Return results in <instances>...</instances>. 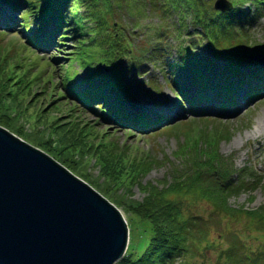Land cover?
<instances>
[{
  "label": "trees",
  "instance_id": "trees-1",
  "mask_svg": "<svg viewBox=\"0 0 264 264\" xmlns=\"http://www.w3.org/2000/svg\"><path fill=\"white\" fill-rule=\"evenodd\" d=\"M213 1L5 0L8 6L22 5L18 26L24 31L31 24L39 29L46 22V16H54L51 38L57 34V46H64L66 40L72 42V49L63 59L66 63L57 62L59 57L52 58L61 69L58 98L73 104L71 112H92L96 119L91 125H80L78 119L62 123L61 117L54 116L49 123L53 130L39 129L43 137L13 128L11 121L6 122L5 118H14L15 115L10 117L8 113L13 105L22 101H17L16 96L28 90L31 81L26 77L33 69L19 76L18 62L7 79L0 75V124L49 154L45 143L50 140L45 137L51 139L57 135L54 149H66V155H82L74 164L82 163L87 156L93 157L98 176L88 177L89 182L116 206L149 222L151 233L143 251L137 257L127 253L114 264H195L194 257L205 256L208 250L216 251L213 264H264V204L249 209L228 203L230 196L242 190L252 192L262 177L249 165L236 168L231 156L219 152L221 140L230 137L226 127L212 129L206 124L209 118L205 114L166 124L162 130L175 136L182 134V139L171 156L161 159L154 158L150 151L142 150L137 154L135 144L118 143L105 136L106 132L99 141L88 139L89 135L98 139L93 125L101 122L120 124L129 134H132L129 128L140 131L150 128L152 121L145 113L126 110L122 93L128 78L140 87L155 90L158 76L153 70L161 73L168 86L177 89L182 101L185 97L188 99V95L178 78L188 72L196 86L191 103L210 99L208 93L212 92L225 100H233L231 95L236 90V82L247 83L250 95L260 91L263 80L258 71L254 72L251 67L245 70L243 65L254 64L252 56L264 51L260 50L261 45L251 44L249 35V24L259 16L264 0H232L233 9L227 12L215 10ZM245 5L247 9L243 8ZM3 35L0 31V42ZM219 59L223 60V65L219 64ZM45 64L52 67L51 59ZM3 69L0 63V71ZM79 69H85L86 75L78 77ZM43 72L45 74L46 70ZM40 73L32 76L38 84L43 80L39 81ZM54 73L55 68L44 80V91ZM14 79L17 81L9 84ZM15 83L24 85L20 91L12 93L10 89ZM218 102L223 104L222 99ZM37 117L44 121L42 116ZM198 120L203 122L199 124ZM60 161L65 162L63 158ZM164 164H167V172L162 181L157 184L140 181L152 167ZM81 175L87 177L84 172ZM134 185L143 196L127 205L123 194L108 191L112 186L116 192L122 188L128 191ZM196 201L210 207L209 217L184 212L186 205ZM215 228H219L218 236L210 240Z\"/></svg>",
  "mask_w": 264,
  "mask_h": 264
},
{
  "label": "rangeland",
  "instance_id": "rangeland-1",
  "mask_svg": "<svg viewBox=\"0 0 264 264\" xmlns=\"http://www.w3.org/2000/svg\"><path fill=\"white\" fill-rule=\"evenodd\" d=\"M0 3L3 6L1 9L3 13L1 12L0 16H7L12 20L0 25V31L4 33L0 42V63L4 68L3 71H0V75L3 76L2 79H7V75L11 72L15 63L19 62L21 66L16 69L19 76H22L24 73H28L27 70L29 68H33L29 71L28 76L26 77L31 81L30 84H28V88H26L28 90L20 91L19 88L24 85L21 83H15L11 86L10 90L12 93L17 92L18 90L20 91L16 97H18L17 101H22L19 105L12 106L9 111L10 114L8 113V115L10 117H12V115L15 116L14 118H10L11 120L7 119V116L5 118L6 122L11 121L13 128L22 129L25 134L32 133V135H35L36 137H43L42 132H38L39 129L47 127L49 130H53V125H49V123L52 121L54 116L61 117L60 122L62 123H66V121L71 118L78 119L80 125L83 123H88L89 125L95 123L94 121L96 119V115L94 113L84 112L81 110L71 112L70 108L73 104L65 98H58V73L61 69H59L60 64L57 62L64 61L63 59L67 57L68 52L72 49V42L70 40H66L64 46H57L55 39H53L50 41L51 43L48 49H41L31 40L27 41L31 34L36 36L37 39H40L39 34L41 32H34V34L31 33V30L33 29L32 27L25 29L24 32L22 29L18 30V17L22 12V5H17V3L14 4V7L7 8L5 2L0 0ZM243 8L247 9V5L243 6ZM48 17L47 19L50 23L47 22L48 24L46 25L53 27L54 17L52 15ZM249 35L252 45H261V47L264 48V5H262L260 16L255 17V19L249 24ZM23 44L28 46V49H26ZM200 50L203 51L204 47H201ZM53 56L54 58L59 57V59L57 62L55 59H52V67H50V65L45 64L44 59H49ZM53 62H55V64ZM218 62L219 64H223L222 60H218ZM64 63L66 62L64 61ZM250 67L254 70H260L259 67L255 66V64L250 65ZM53 68H55V73L51 76V82H49V86L45 92L43 90V83L46 78H49V74ZM44 69L47 72H45V74L44 72L42 73ZM244 69H247L246 65H244ZM7 70H9V72ZM86 72L87 71L85 69H80L78 70L77 76H85ZM260 72L262 73L264 70H260ZM38 73L42 76L39 80L41 81L43 79L40 82L42 84L36 83V80L32 77ZM153 73L158 75V77L155 78V90L157 89L159 91L150 92L152 95H149L128 78L129 83L126 92L128 98H134L137 101V106L139 105L143 110H145L142 112L152 119L158 112L170 115L173 114V116H170L171 119H169V121L172 120V122H170L172 124L182 120H189L192 117V114L203 112L207 114L205 117L209 118L206 121V124L212 127V129L214 126L218 127L223 125L226 127L230 133V137L229 139L221 140L218 147L219 152L225 156H231L236 168L249 165L262 177L261 182L257 186H254L255 188L252 192L242 190L239 193L230 196L228 203L234 207L243 206L244 208L249 209L264 204V119L259 118L264 110V89L257 97H250L248 92V101L237 106V109L230 110L233 106L236 107L237 98L243 97L244 94V96H246V93L244 92L246 90L241 91L240 88L248 89L246 84H237L236 82L237 90L231 95L232 97L234 96V100L225 103L222 109H215L211 107L212 104H215L219 98L218 95L215 96L213 92L208 93V97L212 98L208 99L207 102H199L198 104L187 103L184 105V109H182L179 105L181 96L178 95L177 89L168 86L163 81L162 75L158 70H153ZM140 79L144 78L141 77ZM178 79L181 87L187 91V95H189L188 97H191V95L196 92V87L191 81L188 72L180 75ZM13 81L15 82L17 79L12 81L10 80L9 84H12ZM157 102L159 103L158 105ZM47 103H50L49 106H46ZM142 104H145L146 108L145 106H142ZM135 108L136 107H130L129 110L135 111ZM37 115L42 116L44 121H40V118H38ZM259 120H262L263 124L258 127ZM202 122L203 120L197 121L199 124ZM164 126V123L160 122L155 131H153V127H150L149 129L143 130L139 134V132H134V130L130 129L132 130V134H129L122 130V126H113L109 123L101 122L100 124L93 125L94 132H96L94 134H96L98 139L93 138L92 135H89L88 139L94 142L99 141V137L103 136L106 132L108 134H105V136L115 139L118 143L132 142L135 144L138 148L137 154H140L142 150L150 151L154 158L161 159L164 156H171V152L177 148V142L182 139V134L175 136L172 133L162 130ZM56 136L57 135H54V138L51 139H49V136L45 137L47 141L50 140L49 143H45L49 146L47 148L50 152L56 154V156L60 159L63 158L65 163L70 167L73 166L72 169L77 170L76 172L80 175L81 172L86 173L87 177H83L81 175L86 180H88V177L96 178L98 176V167L93 164L94 158L87 156L82 160V163L74 164V161L78 162L80 160V156L82 157V155L78 154L79 156H71V153L66 155L64 154L66 149L63 151H59L60 149L57 147L54 149V139ZM83 164L86 165L83 166ZM166 172L167 164L152 167L147 174L140 177V181L142 183L151 182L153 184H157L159 181H162ZM109 189L110 190L108 191L110 193L113 192L114 194H123L122 196L125 205L129 204L132 200H140L143 196V193L138 189L137 185L132 186V188L128 191L122 188L116 192L115 187L113 186ZM103 194L107 197L105 193ZM109 200L111 201V199ZM116 207L128 219L127 245L120 258L125 256L127 253H130L132 257H137L143 251L151 233L149 222L146 219H142L125 211L123 207ZM209 211L210 207L202 201H196L184 207V212L190 215L200 214L207 217L209 215ZM218 231L219 228H215V230L212 231L210 240H215V238H217ZM215 257L216 251L208 250L205 252V256L198 255L194 257V263L213 264Z\"/></svg>",
  "mask_w": 264,
  "mask_h": 264
},
{
  "label": "water",
  "instance_id": "water-1",
  "mask_svg": "<svg viewBox=\"0 0 264 264\" xmlns=\"http://www.w3.org/2000/svg\"><path fill=\"white\" fill-rule=\"evenodd\" d=\"M254 60L264 67V54ZM73 170L0 124V264H114L123 255L128 219Z\"/></svg>",
  "mask_w": 264,
  "mask_h": 264
},
{
  "label": "bare ground",
  "instance_id": "bare-ground-1",
  "mask_svg": "<svg viewBox=\"0 0 264 264\" xmlns=\"http://www.w3.org/2000/svg\"><path fill=\"white\" fill-rule=\"evenodd\" d=\"M46 36H47V33H44V34H43V37H46ZM45 39H46V38H45ZM41 46L43 47V49H48V48H49V43H48L47 39H46V43H45V41H42ZM263 75H264V72H263ZM175 113H176V112H175ZM259 118H260V119H264V110L262 111V113H261V115H260ZM262 124H263L262 120H259V122H258V127L261 126Z\"/></svg>",
  "mask_w": 264,
  "mask_h": 264
}]
</instances>
